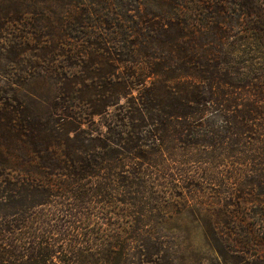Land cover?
I'll list each match as a JSON object with an SVG mask.
<instances>
[{
    "label": "trees",
    "instance_id": "obj_1",
    "mask_svg": "<svg viewBox=\"0 0 264 264\" xmlns=\"http://www.w3.org/2000/svg\"><path fill=\"white\" fill-rule=\"evenodd\" d=\"M197 190L264 264V0H0V264H176Z\"/></svg>",
    "mask_w": 264,
    "mask_h": 264
},
{
    "label": "rangeland",
    "instance_id": "obj_2",
    "mask_svg": "<svg viewBox=\"0 0 264 264\" xmlns=\"http://www.w3.org/2000/svg\"><path fill=\"white\" fill-rule=\"evenodd\" d=\"M214 194L197 190L186 196L182 213L164 223L168 240L174 241L176 264H245L244 254H235L216 240L217 230L210 223L216 219L220 203ZM204 202L210 204L202 208Z\"/></svg>",
    "mask_w": 264,
    "mask_h": 264
}]
</instances>
